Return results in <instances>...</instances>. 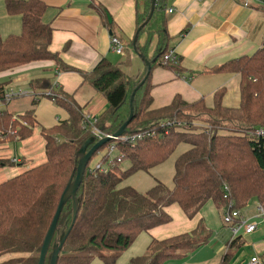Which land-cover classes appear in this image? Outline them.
<instances>
[{"label":"trees","instance_id":"1","mask_svg":"<svg viewBox=\"0 0 264 264\" xmlns=\"http://www.w3.org/2000/svg\"><path fill=\"white\" fill-rule=\"evenodd\" d=\"M153 1V12L147 22L151 1L142 0L137 7V39L135 46L130 43L135 54L148 62L149 71L145 67L143 74L133 80L102 58L89 72H81L83 82L106 102V109L94 116L93 127L84 121L85 114L71 96L49 85L53 95L47 97L67 113V119L52 128L40 129L44 162L0 183V258L4 257L0 264H37L60 197L76 174V153L87 140L98 141L93 128L105 135H113L119 129L130 114L132 92L145 77L133 96L134 116L125 135L150 133L135 143L110 140L93 155L76 191L75 220L72 222V202L68 200L60 214V218L66 216L65 221L52 238L45 264L53 246L68 229L57 264H90L94 258L103 264H115L139 234L170 223L165 209L171 205H176L189 219L208 202L221 215L242 210L252 199L264 210V42L253 54L206 71L239 77L237 108L223 106L225 90L219 89L210 107L202 99L187 103L175 96L169 105L153 109L152 70L161 67L180 73L179 63L171 65L163 61L172 50L173 40L167 32V0ZM3 3L7 15L20 18L21 29L19 34L0 37V74L47 61L61 72L75 71L50 50L52 28L43 22L46 5L42 0H3ZM97 10L106 22L105 10L101 7ZM143 35L146 40L140 44ZM152 38H156V47L149 56ZM9 83L8 77L0 79V104ZM37 101L33 100L31 108L16 115L0 108V145L32 137L38 126L34 116ZM257 131L262 135L257 136ZM180 144L188 149L174 163L171 189L159 181L144 194L120 187L132 174L149 172L163 164ZM110 146L117 156L109 162ZM122 161L129 163L126 170L120 167ZM94 162L102 163L105 171L89 172ZM9 163L0 160V166ZM201 221L191 233L152 240L145 253L130 259L128 264H163L205 245L211 234ZM239 243L238 238L233 239L228 249L238 247ZM228 258L229 254L224 256L222 264H227Z\"/></svg>","mask_w":264,"mask_h":264},{"label":"crops","instance_id":"2","mask_svg":"<svg viewBox=\"0 0 264 264\" xmlns=\"http://www.w3.org/2000/svg\"><path fill=\"white\" fill-rule=\"evenodd\" d=\"M42 1L46 5L43 22L52 28L50 50L58 53L61 62L75 71L61 72L53 62L47 61L30 63L0 74V79L10 78L6 91L23 93V96L6 103V110L15 115L28 110V104L19 105L15 100L30 96L34 88L45 86L49 91V85H52L55 90L71 96L83 114L98 116L106 109V102L83 82L81 72H89L98 60L105 58L133 80L143 74L145 64L142 62L141 69L140 63L133 57L134 53L122 52L123 57H120L110 49V39L116 37L123 50L125 46L133 50L130 43L135 35V12L142 0ZM166 3L167 32L173 38L171 51L178 58L180 73L174 74L161 67L152 70V108L169 105L175 96H180L187 103L202 99L210 107L213 95L219 89L225 90L223 106L237 108L240 101L239 77L234 74H206V71L228 60L249 56L262 46L264 8L258 0H167ZM97 7L105 10L111 23L103 20ZM20 29V18L7 15L3 0H0V37L19 34ZM145 40L146 36H141L140 44H144ZM155 47L156 38H152L148 47L152 50L148 52L149 56L154 54ZM125 56L127 59L123 62ZM1 156L0 149V160L3 159ZM15 159L18 166L22 164V157L14 156L11 162L14 163ZM3 168L6 166H0V171ZM254 202L258 211L260 206ZM175 206L167 207L165 212L170 218L177 219V225L169 227L174 224L171 218L169 224L139 234L123 255L125 264L134 257L142 256L152 240L161 241L191 233L201 220L211 234L208 242L179 259L163 264H222L227 254V264H248L253 257L264 264V220L257 214L254 215L256 219H253L254 216L244 219L239 213L241 222L254 223L256 228L249 234L241 229L233 237L229 226L223 223L222 215L216 225H209L207 216L202 215L203 208L193 219H189ZM237 238L241 243L229 250L230 242ZM3 260L4 257H1L0 263Z\"/></svg>","mask_w":264,"mask_h":264},{"label":"rangeland","instance_id":"3","mask_svg":"<svg viewBox=\"0 0 264 264\" xmlns=\"http://www.w3.org/2000/svg\"><path fill=\"white\" fill-rule=\"evenodd\" d=\"M153 47H154V42H152V49ZM149 51H152L151 48H149L148 52ZM123 52H125V54L127 52L135 54V52L130 48H128V46L124 47ZM134 54L133 57L136 58V61H138V63H140L142 69L144 65L143 64L144 61L141 60L139 55L136 54L134 55ZM118 55H120V57H123V55L121 54ZM126 56L122 58L123 62L126 61L127 59ZM132 68H134V64H132ZM33 85L36 86L37 82L34 81ZM32 91L33 93L30 96L28 95L25 97L18 98L17 100H15V102L17 101L19 105L23 103L28 104V106H30L31 108L32 101L38 99L34 107V116L38 123V126L34 130L33 135L30 139L25 141L0 145V149L2 153L1 157L10 162L9 165H6V168H3L0 171V183L12 177H15L16 175L21 174L25 170L38 166L39 164L44 162L45 160L44 142L42 137L40 136V129L42 127L45 129L52 128L54 125H56L57 121H63V119L66 118L65 111L62 108H60L57 104H55L54 101H52L50 98L47 97L48 93L53 95L51 90L46 91L45 86H43V88L39 87L38 89L37 88L31 89V92ZM0 108L6 110V106L4 104H0ZM187 149H188L187 145L180 144L179 146L176 147L175 151L163 164L151 169L149 172L140 171L132 174L120 184V187H130L133 188L135 191L144 194L155 185L156 181H159L163 185H165L168 189H171L173 187L172 180L174 175V163L176 159ZM14 156L22 157V159L20 160V162L22 163L21 165L18 166L15 162L14 163L11 162V159ZM116 156L117 153L114 152L112 157H116ZM120 167L122 170H126L129 167V163L127 161H122ZM239 213L242 215V217H244V219H248L250 217L253 218V216L256 214L258 215V211L254 199H252L245 208L240 210ZM202 215L207 216L209 225L210 223L211 225H216L217 221H221V214L217 213V210L215 209V207L211 202L205 205V207L202 210ZM256 217L254 216L253 219H256ZM173 221L174 224L171 226L172 224L171 223L169 226L171 228L177 225L176 223L177 219H175V217L172 218V222ZM125 252L126 251H124L119 256V258L115 261V264H125L124 263L125 258H123ZM90 264H103V262L98 258H94L90 262Z\"/></svg>","mask_w":264,"mask_h":264},{"label":"water","instance_id":"4","mask_svg":"<svg viewBox=\"0 0 264 264\" xmlns=\"http://www.w3.org/2000/svg\"><path fill=\"white\" fill-rule=\"evenodd\" d=\"M150 1H151V9H150V13H149V16H148L146 22L150 19L152 12H153L154 1L153 0H150ZM106 18H107L108 23H111V19L109 18V16L106 15ZM136 39H137V34H135L133 37V41H132L133 46H135ZM139 57L143 61V58L141 56H139ZM144 64H145V67L147 68V71H149L151 67L148 64V62L144 61ZM145 79H146V77L137 85L135 90L132 92V95H131L132 97H131V101H130V108H131L130 114H129L127 120L119 127V129L110 137H104L97 142H94V139H92V138L87 140L82 145V147L78 150V152L76 153V157L78 160L77 166L75 169L76 174L73 178H71L69 180L68 184L66 185V187H65V189H64V191L60 197V201H59L56 213L52 219L50 227H49V229L45 235V238L43 240L37 264H45L46 256H47L52 238H53L54 234L57 232L58 227L61 226L65 221L66 216H62L60 218V214H61V211H62L64 204L68 200H71V202H72V222L75 220V217L77 214V205H78V200L76 199V191H77L79 185L81 184L83 175L85 173V169H86L89 161L92 159L93 155L100 148H102V146H104L110 140L119 139L120 137H122L125 134L126 128L134 116L132 105H131L132 101H133V96H134L136 90L140 86L143 85ZM69 230L70 229H68V231L66 233L62 234L59 238L58 244L53 246L51 253L48 256L46 264H57V260H58V256H59L62 244L64 243L65 238L67 237V235L69 233Z\"/></svg>","mask_w":264,"mask_h":264},{"label":"built area","instance_id":"5","mask_svg":"<svg viewBox=\"0 0 264 264\" xmlns=\"http://www.w3.org/2000/svg\"><path fill=\"white\" fill-rule=\"evenodd\" d=\"M258 3L264 8V0H258ZM169 13L171 12L170 10L168 11ZM110 49L112 52L116 53V54H121L123 52V46L121 44V42L116 38V37H111L110 39ZM164 63L168 62L171 65H176L178 64V58L173 54V51H169L168 54H166L163 58ZM48 95H52L50 93H48ZM19 96H23L22 92H18V93H14L11 90H7L4 93V102L8 103L10 100H12L15 97H19ZM84 121L89 124L90 126L93 127L94 123L96 122L94 117H90L89 115H84ZM167 125H170V123H167ZM150 132L149 131H141V132H134L132 134H124L122 137H120L119 139L116 140H120V141H124V142H129V143H135L141 139H143L144 137H146ZM93 135L95 137H97L98 141L104 137H110L111 135H105L103 133H101L97 128H93ZM257 136H261L262 132L261 131H257L256 132ZM114 147L110 146L109 151H108V156H109V162L112 158V155L114 153ZM121 158H118V161H120ZM14 162H17V159L14 160ZM105 167L102 163L100 162H94V165H92L91 167H89L88 171L92 172V171H99V172H103ZM264 215V210L262 207H259L258 209V218H260L261 220H264L263 218ZM222 221L225 225L229 226V230L232 234L233 237H235L239 230L243 229L245 234H249L251 232H253L256 228V224L252 223V224H247L244 222H241L240 220V215H239V211H229V212H225L222 215ZM248 264H261V261L257 258V257H253L251 259H249Z\"/></svg>","mask_w":264,"mask_h":264}]
</instances>
